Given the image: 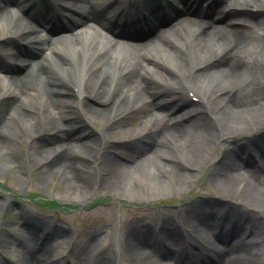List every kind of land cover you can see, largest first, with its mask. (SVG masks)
I'll return each instance as SVG.
<instances>
[{
	"label": "bare ground",
	"instance_id": "bare-ground-1",
	"mask_svg": "<svg viewBox=\"0 0 264 264\" xmlns=\"http://www.w3.org/2000/svg\"><path fill=\"white\" fill-rule=\"evenodd\" d=\"M54 1H72L71 26L60 35L51 33L52 25L37 22L28 6L40 12L46 9L43 0H17L16 14L9 0H0V57L11 60L0 68V176L19 164L24 176H12L19 185L37 165L42 187L54 195L64 188L61 200L83 203L92 191L140 203L183 195L206 172L208 185L201 182L199 191L224 194L236 214L240 203L264 215V145L256 146L243 164L236 166L233 160L237 134L254 132L243 138L239 150L264 138V132L255 133L264 127L263 14L250 22V8L264 11V0H206L211 10L206 13L196 12L198 0H172L166 17L160 0H145L141 9L156 21H171L173 31L158 38L149 33L136 40L131 35L129 41L119 40L110 32V20L95 14V0ZM117 2L118 10L128 8L112 0ZM212 11L222 18L215 20ZM185 91L195 93L198 103L189 102L192 108L172 116L177 104L168 103L176 99L186 105ZM98 122L109 130L92 135L89 130ZM80 125L71 138L65 136ZM47 132L60 140H41ZM130 146L137 149L128 153ZM219 147L220 159L211 163ZM170 164L183 170L175 173ZM155 166L160 175L152 170ZM209 202L196 200L178 214L166 209L129 212L120 236L115 235V252L107 251L111 243L92 236L77 260L89 264L96 253L100 256L92 264H180L165 262L179 247L180 255L207 249L215 264H264V239L258 234L264 226L252 230L251 238H236L229 250L211 243V218L222 219L223 214L203 205ZM24 213L28 218L15 233L18 239H0V254L13 256L11 264H64L51 243L72 242L66 230L53 221L45 225L31 211ZM105 213L112 220L111 209ZM231 214L227 210L224 218ZM24 228L43 244L36 240L32 247L33 238H27ZM221 229L237 235L242 227L224 222Z\"/></svg>",
	"mask_w": 264,
	"mask_h": 264
},
{
	"label": "rangeland",
	"instance_id": "rangeland-1",
	"mask_svg": "<svg viewBox=\"0 0 264 264\" xmlns=\"http://www.w3.org/2000/svg\"><path fill=\"white\" fill-rule=\"evenodd\" d=\"M14 10L17 11L15 8ZM251 14L253 16L252 18L257 15V13ZM75 116H78L77 112ZM78 118L81 120L79 116ZM120 124L126 125V123L124 122H120ZM95 127V129L91 127L89 130V133L92 132V135L97 133V131L100 132L101 130H109V127H104L99 122L96 124ZM122 129H126V126ZM77 131H79V126H76L71 130H66L64 134L66 137L71 138L74 134L77 133ZM261 132H264V127H259L257 131H255L256 135ZM253 133L254 132H243L237 134L236 144L238 143V147L240 148L241 143L244 142L243 138L253 136ZM40 138L41 140L49 141L51 138H56L60 140L61 137H59L56 133L47 132L42 133ZM260 141H262V139H260ZM136 149V147L133 148L132 146H130L126 149V152H134ZM219 151L220 147L215 151V154L212 156L211 163L220 159L219 155L222 151ZM19 153L22 156L24 155V148L22 146L19 148ZM142 156L143 155H141L138 160L142 159ZM233 160H236L235 156ZM170 165L172 166L173 171L175 173H179L183 170L182 165ZM12 167L10 173L4 176H0V204H2L0 207V239L11 241V239L14 240V238H16L17 240L18 238L17 236H15V233L17 231L19 232L20 229H23V224L25 223L24 217L28 218L27 216H25L24 212L29 214V211H31L36 217H38L43 223H45V225L49 224L50 221H53L52 224L57 226L58 229H61L63 231L64 229L66 230L65 232L68 237L71 238L72 242L63 243L61 239H58L57 242L53 241L51 244L52 246H55L53 249L54 254H58L61 256L66 255V260H69L72 264H80V261L77 260V253L84 246V243L87 242V239H89V237L95 236L96 239H105L106 244L111 243L109 249H107L108 252L112 248L115 249V235L119 237L120 233L122 232L121 229L124 225L125 214L138 210H145V212L151 211L152 213L160 211L161 213H163L162 209L164 211L166 209L169 211L177 212L178 208L185 209L187 206L191 205V202L193 200L195 201L198 199L199 201H202V199H206V201L208 200L216 202V209L222 211H231L233 214V221L237 222L238 225H240L242 219L241 216H243V214H246V216H248L246 217L248 222L252 223L256 231L261 230L264 226V215L261 212H251L250 209L246 208V206L235 202L237 203V205H240L239 207L241 209L240 213L236 214V210H232L230 208V199H228L227 196H225L224 194L211 190L212 193L210 195H206V192L199 191L201 182H204L208 185V177L206 172L203 175L199 174L197 182L192 186L188 185L189 191H185L186 193H184L183 195H167L169 197H160V199L152 200L151 202L132 203L130 201L117 199L112 195H109L108 193H97L98 195H95L94 192L91 191L90 193L92 194V196L85 202L72 203L70 201L60 199V197L64 193V188L62 186L55 191L56 195L51 194L49 189H45V187L41 186L39 173L37 172V165L32 167L30 173L27 174L28 176L21 177L24 179V181L22 182V184L19 185L14 184L12 176H24L25 171L20 168L19 164L12 165ZM19 170H22V174L19 173ZM152 170H154L160 175V170L157 166L153 167ZM162 178L166 179V176H163ZM167 182L168 184H171L168 179ZM179 196L182 197L179 198ZM227 204H229L228 207H226ZM203 205L206 206V204ZM106 209H111L113 217L112 220L107 219V214L105 213ZM194 210L197 211L198 207L194 208ZM259 226H261V228H258ZM110 230H113V232L112 234L108 235L107 232H109ZM24 231L25 235H27L25 228ZM49 233L50 231L47 234ZM223 233H226V229L223 230ZM258 234H260V239L264 238V232H258ZM33 236L27 235V238L29 240L33 238L30 241L32 242L31 246L35 245L34 241L36 240L39 243L41 242L40 237H38V235H35L34 237ZM210 236L211 235H209V237ZM73 245L74 248L71 251ZM250 251H252V249ZM171 252L172 251H170V255ZM99 256L100 255H96V253H93L92 258L86 263L92 264V259L95 260L94 258ZM14 260V257L9 254H0V263L4 262L5 264H11V262H14ZM170 261L171 257L170 259H166L165 262Z\"/></svg>",
	"mask_w": 264,
	"mask_h": 264
}]
</instances>
